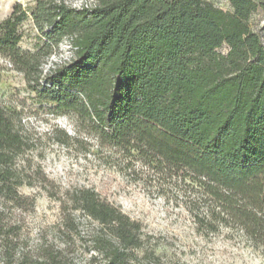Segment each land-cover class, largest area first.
<instances>
[{
    "label": "trees",
    "instance_id": "obj_1",
    "mask_svg": "<svg viewBox=\"0 0 264 264\" xmlns=\"http://www.w3.org/2000/svg\"><path fill=\"white\" fill-rule=\"evenodd\" d=\"M93 1L77 8L36 0L31 12L18 3L0 24V54L41 99L78 113L103 142L171 172L186 170L212 216L240 221L264 242V35L250 25L259 4L228 0L225 10L209 0ZM28 18L41 39L33 51L19 45ZM64 38L75 57L46 70ZM31 147L0 105L3 264H78L72 253L80 245L93 251L89 264L99 257L102 264H164L142 223L90 187L59 196L64 244L46 235L32 244L23 214L36 201L21 187L33 184V174L20 164ZM76 212L98 226L83 234Z\"/></svg>",
    "mask_w": 264,
    "mask_h": 264
},
{
    "label": "rangeland",
    "instance_id": "obj_2",
    "mask_svg": "<svg viewBox=\"0 0 264 264\" xmlns=\"http://www.w3.org/2000/svg\"><path fill=\"white\" fill-rule=\"evenodd\" d=\"M209 1L225 10L232 9L228 0ZM255 1L259 7L250 25L263 37L264 0ZM66 2L77 8L94 3ZM18 3L31 12L36 0H0V24ZM20 30L24 33L20 47L35 50L41 39L32 19L28 18ZM71 42L70 38L60 42L45 69L73 54ZM221 51L226 53L227 46ZM0 105L13 113L32 146L20 157V164L33 174V184L21 187L23 194L36 201L34 209L23 214L24 229L32 244L44 235L64 244L57 233L62 220L59 196L66 199L68 191L90 187L142 223L150 248L161 255L164 264H264V242L251 235L240 221L212 216L213 206L205 201L207 196L186 170L171 172L137 152L130 155L120 146L103 142L78 113L41 99L28 87L24 74L2 54ZM76 215L83 234L98 226L79 212ZM210 220L213 223L209 225ZM92 253L80 245L72 256L78 264H89ZM139 253L142 256L144 252ZM97 263L104 261L99 257Z\"/></svg>",
    "mask_w": 264,
    "mask_h": 264
},
{
    "label": "built area",
    "instance_id": "obj_3",
    "mask_svg": "<svg viewBox=\"0 0 264 264\" xmlns=\"http://www.w3.org/2000/svg\"><path fill=\"white\" fill-rule=\"evenodd\" d=\"M89 5H91V4H89ZM72 43V42H71ZM72 46H73V44H72ZM73 48H74V46H73ZM54 54H52V56H53ZM51 56V57H52ZM75 57V48H74V52H73V54L67 59V60H64V61H60V62H65V61H71L73 58ZM53 64V63H52ZM52 64L50 65V67L52 66ZM47 70V69H46Z\"/></svg>",
    "mask_w": 264,
    "mask_h": 264
}]
</instances>
